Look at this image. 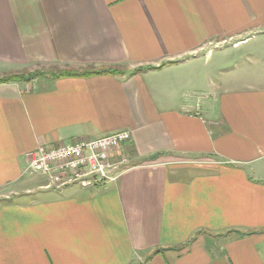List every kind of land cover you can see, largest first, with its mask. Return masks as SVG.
<instances>
[{
    "label": "crops",
    "instance_id": "1",
    "mask_svg": "<svg viewBox=\"0 0 264 264\" xmlns=\"http://www.w3.org/2000/svg\"><path fill=\"white\" fill-rule=\"evenodd\" d=\"M113 64L0 84V264H264V0H0V73ZM122 130L115 181L29 169Z\"/></svg>",
    "mask_w": 264,
    "mask_h": 264
},
{
    "label": "built area",
    "instance_id": "2",
    "mask_svg": "<svg viewBox=\"0 0 264 264\" xmlns=\"http://www.w3.org/2000/svg\"><path fill=\"white\" fill-rule=\"evenodd\" d=\"M132 140L128 130L98 138H79L58 145H41L31 156L29 169L44 175L45 188L69 185L97 186L115 181L129 162L119 150Z\"/></svg>",
    "mask_w": 264,
    "mask_h": 264
},
{
    "label": "trees",
    "instance_id": "3",
    "mask_svg": "<svg viewBox=\"0 0 264 264\" xmlns=\"http://www.w3.org/2000/svg\"><path fill=\"white\" fill-rule=\"evenodd\" d=\"M137 70H141L138 68ZM128 69L120 64H113V65H102L99 67L96 66H87L83 67L82 69H57L56 71H37L34 75H30L31 77L27 78L26 80H32L37 78L38 76L48 75L53 78H61L66 76H92V75H99V74H112V75H123L127 74ZM24 75H12L8 78H4L0 81V83H6L15 80H23ZM29 76V75H28Z\"/></svg>",
    "mask_w": 264,
    "mask_h": 264
},
{
    "label": "rangeland",
    "instance_id": "4",
    "mask_svg": "<svg viewBox=\"0 0 264 264\" xmlns=\"http://www.w3.org/2000/svg\"><path fill=\"white\" fill-rule=\"evenodd\" d=\"M230 64H232V66H233L234 62H232ZM59 69H64V68H59ZM45 70L46 71H56L57 69H55V68H53V69H51V68L50 69L34 68V69H31V70L28 69V70H23V71H20V72H5V73H0V81L3 80L4 78H8L9 76H12V75H21V74L24 75L22 77H24L23 80L25 81L27 78H29L32 75H34V73H36L37 71H45ZM23 80H15V81H23ZM10 82H12V81H10ZM214 94H215L214 92H211L210 90H206V89H199L195 93H192V95L195 96V98H197L198 100H202L204 103H207L210 100H212V97H213ZM120 157H121V154H119L118 159H120ZM182 160L183 161H180V162H184V161L187 162V163L190 162V164H193V165H196V166H205V165H207V164H209L211 162V161H208L209 159L200 158V157L197 158V159H191V161L190 160H184V159H182ZM128 165H130V162H128L125 165V167H127ZM10 196H12V195L9 193V189L8 190L7 189L6 190H3V189L0 190V202H4V201H7V200H13V199H10L9 198ZM4 197H6V198L3 199Z\"/></svg>",
    "mask_w": 264,
    "mask_h": 264
}]
</instances>
